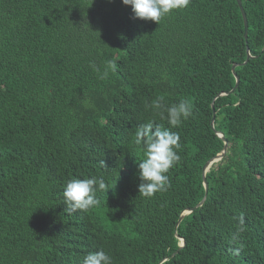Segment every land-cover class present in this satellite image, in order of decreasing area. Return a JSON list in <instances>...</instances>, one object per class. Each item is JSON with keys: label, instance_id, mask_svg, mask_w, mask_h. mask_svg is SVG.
<instances>
[{"label": "trees", "instance_id": "trees-1", "mask_svg": "<svg viewBox=\"0 0 264 264\" xmlns=\"http://www.w3.org/2000/svg\"><path fill=\"white\" fill-rule=\"evenodd\" d=\"M240 1L246 37L236 0H190L158 24L121 0H0V264L101 249L112 264H264V0ZM157 97L192 115L172 128ZM149 121L179 133L181 160L145 197L135 131ZM215 131L225 155L176 227L204 196ZM92 177L108 187L99 203L68 210L66 183Z\"/></svg>", "mask_w": 264, "mask_h": 264}, {"label": "clouds", "instance_id": "clouds-1", "mask_svg": "<svg viewBox=\"0 0 264 264\" xmlns=\"http://www.w3.org/2000/svg\"><path fill=\"white\" fill-rule=\"evenodd\" d=\"M125 6H131L134 18L150 20L156 24L174 10L187 8L190 0H121ZM94 71L100 72L95 65ZM109 71L115 66L109 64L100 79H106ZM149 107L166 119L172 128L179 127L192 115V104L187 99L166 104L163 97H157ZM135 144L143 149L142 159L138 162V193L152 197L157 192L165 191L170 186L167 173L180 162L179 150L181 141L178 132L162 128L153 121L139 124L135 131ZM107 184L103 178H74L69 180L63 189V203L70 211H88L95 207L99 200L97 192L106 191ZM83 264H112V257L104 250L90 252L83 258Z\"/></svg>", "mask_w": 264, "mask_h": 264}, {"label": "water", "instance_id": "water-1", "mask_svg": "<svg viewBox=\"0 0 264 264\" xmlns=\"http://www.w3.org/2000/svg\"><path fill=\"white\" fill-rule=\"evenodd\" d=\"M237 2V5L240 9V12H241V15H242V18H243V22H244V36L246 37V31H247V20H246V15L244 13V10L241 6V1L240 0H236ZM251 58V56L249 55L248 51H247V58L245 60L244 63L240 64V65H245L246 62ZM239 64H234L231 68L232 70V73L235 77V86L234 88L229 92V93H232L234 92V90L236 89L237 85H238V82H239V78L236 76L235 72H234V69L236 66H238ZM228 93H222L220 94L219 96H224ZM211 109H212V119H211V128L214 130V120H215V112H214V105L213 103L211 104ZM216 135L223 141L224 143V146H223V149L222 151L217 154L214 158L210 159L204 166H203V169H202V181H203V186H204V196L203 198L201 199V201L192 209H187L185 211H183L180 215V218L176 224V227L178 226V224L180 223V221L182 220V218L188 214H190L191 212L195 211L197 208L201 207L205 200H206V197H207V192H208V184L206 182V179H205V174L209 171L210 167L214 164V163H217L218 161H220L224 155H225V152L227 150V147H228V142L227 140L224 138V135L221 133V132H218V131H215ZM175 227V228H176ZM180 239V248H182L184 246V240L182 238H179ZM176 254V252L174 254H172V256H174Z\"/></svg>", "mask_w": 264, "mask_h": 264}]
</instances>
